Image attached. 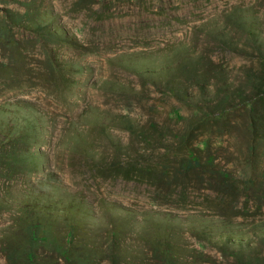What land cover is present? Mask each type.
<instances>
[{
	"label": "rangeland",
	"instance_id": "1",
	"mask_svg": "<svg viewBox=\"0 0 264 264\" xmlns=\"http://www.w3.org/2000/svg\"><path fill=\"white\" fill-rule=\"evenodd\" d=\"M0 264H264V0H0Z\"/></svg>",
	"mask_w": 264,
	"mask_h": 264
},
{
	"label": "trees",
	"instance_id": "2",
	"mask_svg": "<svg viewBox=\"0 0 264 264\" xmlns=\"http://www.w3.org/2000/svg\"><path fill=\"white\" fill-rule=\"evenodd\" d=\"M187 96V95H186ZM194 151H190V156H189V162L191 163V162H196L197 161V158L194 156Z\"/></svg>",
	"mask_w": 264,
	"mask_h": 264
}]
</instances>
